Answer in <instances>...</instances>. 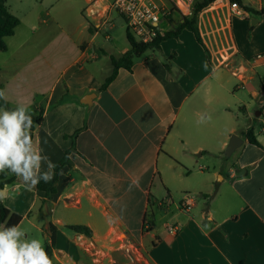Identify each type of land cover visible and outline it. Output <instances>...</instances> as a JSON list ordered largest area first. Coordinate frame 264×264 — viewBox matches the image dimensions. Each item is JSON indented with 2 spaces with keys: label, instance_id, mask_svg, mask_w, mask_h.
<instances>
[{
  "label": "crops",
  "instance_id": "0c3cea01",
  "mask_svg": "<svg viewBox=\"0 0 264 264\" xmlns=\"http://www.w3.org/2000/svg\"><path fill=\"white\" fill-rule=\"evenodd\" d=\"M83 2L0 0L20 20L0 51L7 102L28 105L32 114L43 110L32 135L53 163L71 151L50 198L37 187L16 188V177L0 225L20 224L44 244L47 225H56L58 264H101L108 257L131 264H264V125L260 109L247 124L240 121L223 71L244 89L253 79L248 73L264 67L254 60L264 53V15H238L228 0H217L198 24L204 47L184 30L135 58L132 71L120 69L102 90L108 76L101 56L112 67L110 57L131 47L97 45L103 29L88 19L110 18V0ZM242 2L264 7V0ZM168 24L163 33L173 29ZM259 87L251 99H264V83ZM201 114L211 121L198 123ZM249 128L260 146L243 135ZM233 135L243 143L227 156ZM185 194L200 199L188 212L180 209ZM70 225L89 227L91 237Z\"/></svg>",
  "mask_w": 264,
  "mask_h": 264
},
{
  "label": "clouds",
  "instance_id": "9594fccd",
  "mask_svg": "<svg viewBox=\"0 0 264 264\" xmlns=\"http://www.w3.org/2000/svg\"><path fill=\"white\" fill-rule=\"evenodd\" d=\"M0 174L14 175L20 181L15 187L34 189L41 180L52 181L57 164L43 154L32 135L33 114L29 106L17 104L6 107V90L0 89ZM210 114H201L198 123L211 121ZM46 170L42 171V166ZM9 186L0 188V202L10 198ZM15 189H13L14 193ZM14 198V195L12 196ZM0 264H53L40 238H28L20 224L0 225Z\"/></svg>",
  "mask_w": 264,
  "mask_h": 264
},
{
  "label": "trees",
  "instance_id": "16d2710c",
  "mask_svg": "<svg viewBox=\"0 0 264 264\" xmlns=\"http://www.w3.org/2000/svg\"><path fill=\"white\" fill-rule=\"evenodd\" d=\"M217 0H194L193 1V13L190 16H182L179 22H174L170 15L172 14L168 12L166 15V19L169 23L173 24V29L169 30L164 33H159L157 37L154 39L153 42L144 44L141 42L136 41V39L133 37V35L130 33L128 27L126 29V37L130 44V50L124 53L121 57L116 58L114 56L110 57V62L112 66L111 74L107 77L105 80L103 86L101 87L102 90L106 89L108 85L116 78L118 71L120 69H126L128 71H132L133 67V61L135 58L143 55L148 50H159L161 47V43L164 41H167L169 39H177L179 35L184 30H188L192 32L195 35V38L199 44H201L204 47V43L201 37V33L198 26V14L201 13L204 9L209 7L213 2ZM241 7L242 10L252 13L256 16L264 15V7L261 9H255L253 7H249L244 5L242 0H232ZM177 13H180L179 9H174ZM0 12L3 15L5 22L3 25H0V51H6L7 45L5 42L6 37L12 36L15 33L16 27L19 25L20 20L18 17L10 13L8 8L0 4ZM170 14V15H169ZM168 68L169 66L166 65ZM0 89L3 90V85L0 83ZM0 106H5V102L3 100H0ZM6 107L8 108H14L11 106L8 102L6 104ZM33 130L36 128V126L40 125L43 121V110H39L36 114H33ZM243 135L245 138L253 145L260 146L258 141L253 135V131L249 128L245 132H243ZM70 153L71 151H66L63 157L60 161H58L56 164L58 167L55 169L56 175L54 179L48 183H45L43 180L40 181V183L36 186L38 190L44 192L46 194V198H50L53 194L57 192V181L59 179V175L61 170L65 166H69L71 164L70 159ZM16 180V176L14 175H5L0 174V188H3L5 184L8 186H11ZM5 218V206L2 202H0V222H2ZM69 230L78 233L83 234L86 237H91L92 232L89 227L84 225H70L67 227ZM46 233L48 235V240L44 244L46 251L48 252V255L50 259H52L53 264H58L54 262V249L56 247V234H57V226L53 223H49L46 227Z\"/></svg>",
  "mask_w": 264,
  "mask_h": 264
},
{
  "label": "rangeland",
  "instance_id": "374dc122",
  "mask_svg": "<svg viewBox=\"0 0 264 264\" xmlns=\"http://www.w3.org/2000/svg\"><path fill=\"white\" fill-rule=\"evenodd\" d=\"M72 2H76L78 5L83 6L84 2L83 0H71ZM186 2V4L184 5H180L178 2L179 7L185 11L186 14H183L181 11L180 13H177L176 11H174V9H178L177 6V1L174 0L173 2H168L169 3V7H168V11L170 12L172 11V14L170 15L171 19L174 22H179L180 19L182 18V16H190L193 13V1L191 0V2L189 0H184ZM229 3H233L234 1L232 0H228ZM251 1V0H249ZM71 3V2H70ZM97 4H94L91 8L90 11L92 13L93 11V7L97 6ZM187 6H189L190 8L188 9ZM209 8V7H208ZM95 9V8H94ZM180 10V9H179ZM206 9H204L201 13L198 14V24L199 22H201L203 24V18L204 16H202L201 14H203L205 12ZM109 23L102 27V31L100 33V36L97 40V45H103L104 47L110 45V44H114V46H118L119 48H121L124 45H127L128 41H127V37H126V29H127V23L125 21V19L123 18V16L118 13L116 10H112L111 11V15L110 18L108 19ZM89 23H94L92 18L88 19ZM171 24V23H170ZM252 24V22H251ZM173 25V24H171ZM169 24L168 22L162 20L160 22V27L162 29L165 28H169ZM210 29V27H208ZM211 30V29H210ZM108 34L110 36L111 39L109 40H105L104 36ZM101 58L103 59L101 61V64H104V72H105V76H109L111 74L112 71V67H110L107 64V61L105 60V56H101ZM224 71V77L226 79H228V91L227 92V98L230 101V104L232 106V109L235 110L240 117V121L243 122V124H247L248 123V119H253L256 110H259L262 105H263V98L259 97L258 99H251V92L252 89L254 90H259L260 89V82L264 83V67H258L257 69H255V72H249L247 76H252L253 79L252 80H248L247 81V85L245 84L246 88L242 89H236V86H242L241 82L238 80L237 77L233 76V74L231 73L230 70H228L227 68L223 69ZM245 103L246 107H247V112L245 114H241L239 107L241 106L240 103ZM191 196H193L195 198V200H200L199 198H197V196L190 194ZM22 229H24V227H22ZM120 240L125 239V235H120L119 236ZM44 243V241H42ZM141 259V258H140ZM145 264V261L141 259V262H136V264ZM101 264H131V260H129V258L127 257H123V260H118L112 257H108L106 258L103 263Z\"/></svg>",
  "mask_w": 264,
  "mask_h": 264
},
{
  "label": "built area",
  "instance_id": "2783aa9c",
  "mask_svg": "<svg viewBox=\"0 0 264 264\" xmlns=\"http://www.w3.org/2000/svg\"><path fill=\"white\" fill-rule=\"evenodd\" d=\"M171 1L173 2L174 0ZM176 1L178 2V0ZM189 1L191 2V0ZM168 5L161 2V0H110L109 6L112 10H116L123 16L130 33L136 41L148 44L153 42L159 33H163V29L160 27V22L162 20H167L166 15L168 13ZM230 7L231 10L238 15L244 13L236 2L230 3ZM100 10H98L97 13H99ZM101 19L102 20L99 23H89V26L100 29L109 23L108 15L102 16ZM108 37L109 35L106 34V38ZM254 60L264 64V53L255 56ZM258 118L262 119L264 125V102L260 108V115ZM194 200L195 198L193 196L185 194L180 209L185 212L190 211ZM170 230L175 232L177 231V228L171 226Z\"/></svg>",
  "mask_w": 264,
  "mask_h": 264
},
{
  "label": "water",
  "instance_id": "95a60500",
  "mask_svg": "<svg viewBox=\"0 0 264 264\" xmlns=\"http://www.w3.org/2000/svg\"><path fill=\"white\" fill-rule=\"evenodd\" d=\"M254 24V21H252V25ZM86 104H90V102H84ZM260 113L258 112L257 115ZM243 143V140L237 136L233 135L229 141V144L227 146V149L225 151V155L231 156V154Z\"/></svg>",
  "mask_w": 264,
  "mask_h": 264
},
{
  "label": "bare ground",
  "instance_id": "6f19581e",
  "mask_svg": "<svg viewBox=\"0 0 264 264\" xmlns=\"http://www.w3.org/2000/svg\"><path fill=\"white\" fill-rule=\"evenodd\" d=\"M102 20V19H101Z\"/></svg>",
  "mask_w": 264,
  "mask_h": 264
}]
</instances>
